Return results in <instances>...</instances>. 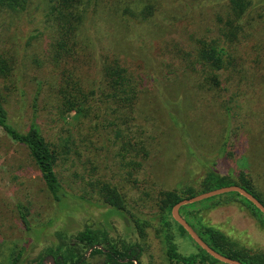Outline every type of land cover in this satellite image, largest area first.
<instances>
[{"label":"rangeland","instance_id":"374dc122","mask_svg":"<svg viewBox=\"0 0 264 264\" xmlns=\"http://www.w3.org/2000/svg\"><path fill=\"white\" fill-rule=\"evenodd\" d=\"M157 1L159 8L149 21V30L141 23L127 26L113 15L108 17V0L89 21L88 33L98 52L121 53L125 64L141 69L147 79L139 110L142 117H147V128L156 138L134 185L122 183L123 170L114 156L111 128L81 121L74 117L75 113L60 114L56 109L49 61V43L55 36L56 22L54 15L48 14L47 5L34 0L23 13L0 17V48L13 53L17 65L15 84L8 90L1 89L10 120L23 129L32 120L37 123L45 139L60 151L55 170L64 188L79 197L71 209L57 205L26 150L0 132V264H10L12 252L21 246L25 249L19 264H38L39 253L58 242L57 231L75 233L86 226H103L104 222L118 247L123 242L143 247L141 264H171L165 260L163 243L155 233L160 224L155 216L157 206L150 201L149 193L199 180L206 167L196 158L215 159L221 149V173L250 174L248 177L264 199V141L257 136L258 131L264 132V125L253 120L257 113L264 117V107L253 106L252 85L256 82L251 80L238 87V77L248 76L255 67L260 96L264 98V0H251L243 15V32L238 41L228 46L236 62L220 72L218 91L197 88L195 77L185 74L184 69L175 74L174 67L166 64L165 55L168 48L187 53L198 46L200 39L221 42V19L229 0ZM87 72L99 78L97 66ZM164 101L175 104L173 112L184 122L186 135L172 124ZM100 181L117 185L127 202V213L140 221H151L145 237L139 236L133 220L128 222L117 213H107L111 207L100 202ZM226 193L193 202L188 208L203 214L205 223L241 245L264 250V229L259 223L264 222L262 216L252 214L238 202L228 203ZM17 201L30 207V223L42 231L38 238L23 229L16 213ZM175 242L185 255L198 249L189 237L176 235Z\"/></svg>","mask_w":264,"mask_h":264},{"label":"trees","instance_id":"16d2710c","mask_svg":"<svg viewBox=\"0 0 264 264\" xmlns=\"http://www.w3.org/2000/svg\"><path fill=\"white\" fill-rule=\"evenodd\" d=\"M33 1L0 0V17L10 16L11 18L23 13ZM104 1L38 0L39 3L47 5L48 14L54 15L56 22L55 36L49 43V61L51 73L54 74V80L50 83V87L54 95L56 109L60 114L75 113L74 117L80 118L81 121L96 122L98 126L104 125L112 129L113 142L116 146L114 156L117 157L119 169L123 170L122 183L134 185L138 182L137 175L142 170L144 160L149 156L151 146L156 138L147 128V117H142V110H139L140 98L145 90L143 85L145 87L147 79L141 69H138L139 72L129 64L126 65L121 53L116 51L109 53L106 52L107 50L98 52L97 46H94L92 35L88 33L89 26H91L89 21L103 7ZM108 1L110 4L108 17L113 15L115 18H119L121 24L125 22L127 26H131L132 22H134L133 24L141 23L148 30L150 29L149 21L159 8L157 0ZM251 4V0H229L226 4V12L221 19L222 41L200 39L198 46L189 47L190 50L184 54H180L183 50L177 51L168 48L165 55L166 64L169 67H174L175 74L184 69L183 71H187L184 72L185 74L194 76L197 88L218 91L221 85L220 72L233 66L236 62L232 54L229 53L228 46L239 40L240 33L243 32L241 20ZM146 35L148 36V34ZM99 56H101L100 61L97 60ZM95 66L98 68V79L90 76L87 72ZM16 67L15 55L0 48V132L26 150L53 201L63 208L70 207L69 209H71L74 201L79 200V197L77 198L66 191L55 170L60 156L58 147L45 139L34 120L24 129L13 124L10 120L5 106V96L1 89L8 90L15 84ZM261 69H263V65ZM254 71L255 67L248 76H243V74L239 76L238 87L241 88V85L248 84L251 80H253L252 83L256 82L252 85L253 106L262 108L264 107V98L260 96V80H257ZM39 90H41V85L38 86L37 96ZM250 93L247 92V94ZM95 103H100V106ZM164 105L172 124L180 129L183 136L186 135L184 122L180 120V115L173 112L175 104L164 101ZM177 107L180 109L179 105ZM253 116L255 123L261 122L264 125V117L260 113ZM257 136H260L264 141V132L258 131ZM222 154L223 150L221 149L215 159L196 158L200 165L204 164L206 171L194 183L183 184L182 182L178 183L176 187L149 193L150 201L157 206L155 216L160 224L155 228V233L163 243L165 260L171 264H228L216 259L200 247L186 229L173 218L172 208L182 199L222 187L237 185L251 193L264 205V199L255 189L252 179L248 177L250 174L247 175L244 172L236 174L232 171L221 173L224 168ZM99 185L100 202L111 207L107 213H117L126 218L128 222L133 220L139 236L145 237L146 228L152 226L151 221L150 223L148 220L140 221L139 217L136 219L134 215L127 213V202L116 184L100 181ZM226 194H229L228 203L238 202L252 210V214L259 213L264 220V214L246 197L236 191ZM189 204L182 205L179 208V213L211 248L242 264H264V250L247 248L218 228L205 223L203 214L191 211L188 208ZM15 206L18 219L27 235L33 232L35 238H38L42 231L32 227L29 218L30 207L21 201H17ZM214 208L208 209L205 213ZM126 213L129 214V217ZM188 218L191 222H188ZM259 223L264 229V222L259 221ZM105 224L108 226V223L104 222L103 226H86L83 230L75 233L57 231L58 242L45 247L39 253L38 264H141L143 247L139 243L125 242L118 247L109 237V228ZM176 235L189 237L196 244L197 251L186 255L179 252L175 242ZM24 249L25 247L21 246L12 252L10 264L20 263ZM92 258L97 261L94 262Z\"/></svg>","mask_w":264,"mask_h":264},{"label":"water","instance_id":"95a60500","mask_svg":"<svg viewBox=\"0 0 264 264\" xmlns=\"http://www.w3.org/2000/svg\"><path fill=\"white\" fill-rule=\"evenodd\" d=\"M231 191H236V192L240 193L241 195H243L244 197H246L248 200H250L264 214V205L256 197H254L251 193L246 191L244 188H242L240 186H237V185H234V186L222 187V188H219V189H215V190H211V191H208V192H205V193H201L199 195H196V196H193V197H190V198L182 199L181 201L176 203L174 205V207L172 208V216L178 223H180L186 229V231L194 239V241L200 247H202L204 250H206L210 255H212L213 257H215L216 259H218V260H220V261H222L224 263H228V264H242V263H240V262H238L236 260L230 259V258L220 254L219 252H217L213 248H211L189 226L187 221L179 213V208L182 205L193 203V202H196V201L208 198V197H212V196H215V195H218V194L231 192Z\"/></svg>","mask_w":264,"mask_h":264}]
</instances>
